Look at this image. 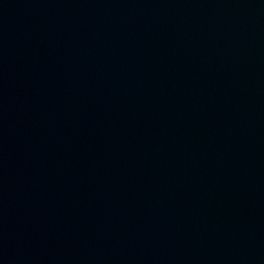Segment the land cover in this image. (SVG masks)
<instances>
[{"label":"water","instance_id":"water-1","mask_svg":"<svg viewBox=\"0 0 264 264\" xmlns=\"http://www.w3.org/2000/svg\"><path fill=\"white\" fill-rule=\"evenodd\" d=\"M0 264H264V0H0Z\"/></svg>","mask_w":264,"mask_h":264}]
</instances>
